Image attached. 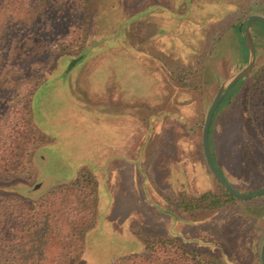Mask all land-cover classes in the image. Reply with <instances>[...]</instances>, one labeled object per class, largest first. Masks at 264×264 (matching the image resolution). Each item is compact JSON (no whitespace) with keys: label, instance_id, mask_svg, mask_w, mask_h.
Listing matches in <instances>:
<instances>
[{"label":"rangeland","instance_id":"rangeland-1","mask_svg":"<svg viewBox=\"0 0 264 264\" xmlns=\"http://www.w3.org/2000/svg\"><path fill=\"white\" fill-rule=\"evenodd\" d=\"M67 1L76 5L72 16L73 6L61 0H35L0 53V145L14 126L21 129L20 110L34 82L31 119L49 141L32 145L24 166L0 180V197L45 200V207L58 195L65 229L86 230L84 252L72 264H119L144 251L147 237L169 238L223 264H261L264 194H224L207 166L202 128L220 84L248 62L245 18L264 15V0H90L79 24L85 49L54 57L65 32L78 31L62 25L83 9ZM252 35L257 63L264 60V29L252 26ZM249 82H236L222 99L210 134L213 160L240 192L264 186V144L246 106ZM143 160L147 176L139 169ZM83 167L98 182L97 211L89 188L70 185ZM211 188L221 196L217 202L197 200ZM62 239L43 236L45 261L39 253L34 258L50 263Z\"/></svg>","mask_w":264,"mask_h":264},{"label":"trees","instance_id":"trees-1","mask_svg":"<svg viewBox=\"0 0 264 264\" xmlns=\"http://www.w3.org/2000/svg\"><path fill=\"white\" fill-rule=\"evenodd\" d=\"M34 1L35 0H0V53L6 49L7 41H9V38L12 36V28H15L16 26H12V24L19 23L17 19L21 17L23 19V16L27 13V11L35 6ZM43 1L44 0H42V2ZM74 1L81 4L83 9H80L79 14L74 16L77 18H74L73 21L72 19L70 21H64L62 25L65 24V27L67 24H70L69 22H71V27H78V31L74 30L70 32V29H68L65 32V37L63 38L64 47H60V51H57L56 53L53 52L52 56L54 57L57 53L66 51L76 56H80L87 44L84 29L81 28L79 24L80 19H83V17L87 14L86 8L89 6L90 0ZM61 2L64 3L63 7L73 6L71 7V10L76 7L74 4H65V2L70 1L61 0ZM21 5L24 8L22 12ZM59 12H61V9H59ZM73 12L74 10H72V13L70 11L71 16ZM89 14L90 12L88 15ZM56 19L63 22L64 18L59 14L56 16ZM24 21H28L27 15ZM29 23L31 24V28L35 29V26H37L34 13ZM252 26H258L259 28L264 29V23L259 20H255ZM38 27L41 28L42 26L39 24ZM237 31H240V28H237ZM20 36L22 37V35ZM252 36L254 39L255 36ZM241 41L245 49V64L248 60L249 52L245 43L244 35H242ZM254 43L258 56L260 50L258 49L256 40H254ZM33 78V73H28L27 81L32 80ZM246 79L250 81L246 87L247 112L251 119V124L256 131V136L259 138L260 143L264 144V60L257 62L252 72L248 74L247 77L237 82L239 83L238 87H240ZM175 80L180 81L179 78ZM36 83L37 82H34L31 85L29 84L31 86V90L29 89V91L25 94L24 107L20 110V119H22L21 129L14 126V128H12V132L9 134V139H6V141L4 143L2 142L0 145V180L8 179L9 176L18 171L21 166H24V157L32 145L36 142H49L48 136L40 131L31 119L33 98L38 89ZM178 84L181 86L186 85L185 82L182 84L179 82ZM17 124L20 126V122H17ZM211 126L210 134L212 129ZM253 142H255V140L251 141V143ZM219 169L223 172L222 168ZM217 182L223 189L224 194L229 195L231 198H236L234 195L226 191L218 180ZM70 185L73 187V190L79 189L81 186L89 188L90 198L93 199L91 206L95 211H97L98 182L91 170L85 167H83V169L81 168L73 178ZM216 190L215 188L209 189V191H206L202 195L198 196L197 200L203 201L210 198L211 203L214 204L221 198ZM51 193L56 195L55 192ZM24 201L26 200L20 198L6 199L0 197V264H42L43 262H38L37 259L34 258L33 254L39 253L44 257L45 255L43 253L45 252L44 250L46 248V244L43 240V236L54 233H59L60 236L64 238L62 239L63 244L61 247H55L52 260L47 264H72L74 261H78L80 255L84 252V234L86 230H84L83 225H73L69 230L65 229L64 222L62 221V212L65 211H63L59 206L58 195H56L52 201H50L49 198L45 207H43L46 202L45 200L33 203ZM180 204L185 208H188L186 205L187 203L184 202ZM88 213L90 214L91 211L89 210ZM65 215H69V213ZM53 224H57L55 230H53ZM66 236H69L71 239L65 240ZM144 244V251L127 255L119 264H162L168 261H179L183 264H223L216 256H203L198 250L189 248L183 244L177 246V244L175 245L174 240L166 237H147L144 238ZM171 246H176L177 249L173 255L169 252V248ZM60 248L63 253L60 252ZM43 261H45V257Z\"/></svg>","mask_w":264,"mask_h":264},{"label":"water","instance_id":"water-1","mask_svg":"<svg viewBox=\"0 0 264 264\" xmlns=\"http://www.w3.org/2000/svg\"><path fill=\"white\" fill-rule=\"evenodd\" d=\"M245 30H244V39L246 46L249 52L248 62L234 73H232L229 77H227L219 86L217 93L212 99L207 111L205 112V119L202 128V146L203 152L205 155V160L209 170L212 172V175L222 184L226 191L234 195L235 197L241 199H250L253 197H257L264 194V186L248 191V192H240L234 188L226 175L217 167L213 160L211 146H210V126L213 121L214 111L219 106L222 99L228 94L232 86L238 82L239 80L245 78L248 74L253 70L256 63V46L254 43V39L252 36V24L255 20H259L264 23V15L253 13L245 18ZM260 259L261 264H264V239L261 244L260 249Z\"/></svg>","mask_w":264,"mask_h":264},{"label":"crops","instance_id":"crops-1","mask_svg":"<svg viewBox=\"0 0 264 264\" xmlns=\"http://www.w3.org/2000/svg\"><path fill=\"white\" fill-rule=\"evenodd\" d=\"M199 153V152H198ZM149 168V163L147 162V160H143L142 162H141V164H140V166H139V169L140 170H142V172H144L145 174H146V176H147V174H148V169ZM222 168V167H221ZM223 170V169H222ZM223 172L225 173V175H227L226 174V172L223 170ZM193 188V187H192ZM193 189H195L196 191H199V189H197V188H193ZM199 193H201L200 191L198 192V194Z\"/></svg>","mask_w":264,"mask_h":264}]
</instances>
